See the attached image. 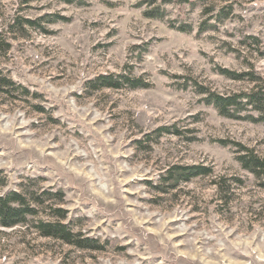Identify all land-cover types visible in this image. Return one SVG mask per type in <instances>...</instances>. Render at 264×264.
<instances>
[{
  "label": "rangeland",
  "instance_id": "374dc122",
  "mask_svg": "<svg viewBox=\"0 0 264 264\" xmlns=\"http://www.w3.org/2000/svg\"><path fill=\"white\" fill-rule=\"evenodd\" d=\"M142 1L0 0V196L36 211L0 225V264H264L263 181L236 160L239 145L264 159V125L219 115L189 79L223 94L264 85V0ZM156 5L163 19L144 16ZM205 20L215 27L196 34ZM109 74L150 86L92 87ZM175 165L208 172L175 182Z\"/></svg>",
  "mask_w": 264,
  "mask_h": 264
},
{
  "label": "trees",
  "instance_id": "16d2710c",
  "mask_svg": "<svg viewBox=\"0 0 264 264\" xmlns=\"http://www.w3.org/2000/svg\"><path fill=\"white\" fill-rule=\"evenodd\" d=\"M62 1L66 3L75 2V0ZM164 1L167 2L170 0ZM180 1L194 4L196 0ZM154 2L155 0H145L140 4L145 3L150 6ZM213 9V7H209L206 8L204 12L207 13L212 11ZM230 12V9H222L221 12L218 13V16L215 18L216 21H221L222 19L226 18ZM143 14L148 18L163 19L166 16V10L160 5H156L149 8L147 7L143 11ZM25 22L28 25H35L34 21L28 19H26ZM169 25L170 27H173L185 33H190L194 30L193 26L186 22L175 24L174 22L170 21ZM212 27H215V24H208V20H205L198 27L196 34H201L204 31L211 29ZM253 40L254 43L259 46L260 41L257 38H253ZM258 51L259 53L264 54V50L260 51L258 49ZM216 70L219 74L232 80H242L245 76L250 77L251 80H257V78H254V76H252V73L250 72H237L220 66H217ZM189 79L191 80V85L194 87V91L200 95L201 101L207 105L213 106L217 110L219 115L232 119L260 122L264 125V85L257 83L246 90L223 94L211 89L210 87L198 83L192 78ZM8 83L9 82L5 83L2 79H0V85H7ZM186 83L181 85L183 89L187 87ZM91 84L94 89H98L101 87L118 89L124 85L132 89L145 88L150 86V83L146 79H143L142 77H133L126 74L99 75L91 82ZM243 111H245L244 114H241ZM239 147L240 149L247 150L248 152L239 153L236 156V160L239 162L243 169L249 171L258 179H261L263 181L261 186L264 187V159L254 154L251 150L246 149L244 146L239 145ZM207 172V169L199 165H175L173 169L169 171L170 178L175 182L179 180L187 181L191 177L206 174ZM35 213V209L26 202L25 196L18 192L12 191L3 196H0V225L3 227H12L17 224H22L26 221V217L28 215H33ZM36 227L44 236L59 238L68 243H73L78 247H94L88 242V240H74V235L66 228L65 225L61 223L40 221L36 225Z\"/></svg>",
  "mask_w": 264,
  "mask_h": 264
}]
</instances>
